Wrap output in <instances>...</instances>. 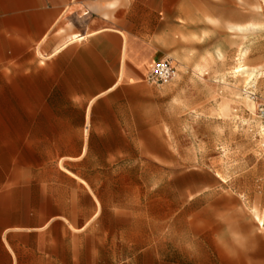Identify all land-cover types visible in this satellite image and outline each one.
I'll use <instances>...</instances> for the list:
<instances>
[{"label":"crops","instance_id":"1","mask_svg":"<svg viewBox=\"0 0 264 264\" xmlns=\"http://www.w3.org/2000/svg\"><path fill=\"white\" fill-rule=\"evenodd\" d=\"M235 5L236 0H0V264L69 261L60 258L70 253L63 248L66 239H54L51 231L64 232L66 224L93 226L103 206L91 180L76 170L62 177L50 170L45 179L52 152L76 150L77 134L80 154L64 157L73 164L94 152L131 149L127 98H155L153 86L165 85L146 83L156 61L190 69L188 49L201 44L189 40L218 32L210 23L220 22L221 7L222 16L232 7L230 21L249 22L246 5L242 13ZM254 10L258 16L264 12L261 4ZM240 70L249 80L255 74ZM92 162L96 170L116 164L98 156Z\"/></svg>","mask_w":264,"mask_h":264},{"label":"rangeland","instance_id":"2","mask_svg":"<svg viewBox=\"0 0 264 264\" xmlns=\"http://www.w3.org/2000/svg\"><path fill=\"white\" fill-rule=\"evenodd\" d=\"M258 4L264 9V0H236L237 13L245 5L251 12L246 23L230 21V6L222 16L221 7L220 22L210 23L218 32L189 40L201 44L188 49L190 69L170 60L175 77L153 86L155 98H127L131 149L94 152L73 164L64 157L80 154L77 134L76 150L52 152L45 179L53 171L62 177L76 170L91 180L103 206L96 226L51 231L54 239H66L63 248L70 252L59 264H264V119L258 113L264 104V12L256 15ZM248 24L253 29H230ZM197 66L202 69H192ZM241 68L254 76L249 80ZM95 156L116 164L96 170ZM210 205L230 207L251 222L258 230L252 251L236 259L224 254L213 238L221 226ZM113 207L122 209L120 218Z\"/></svg>","mask_w":264,"mask_h":264},{"label":"clouds","instance_id":"3","mask_svg":"<svg viewBox=\"0 0 264 264\" xmlns=\"http://www.w3.org/2000/svg\"><path fill=\"white\" fill-rule=\"evenodd\" d=\"M111 211L114 216L120 218L122 213L120 207H113ZM209 211L213 213L214 220L221 226L213 238L226 256L236 259L241 254H247L253 250L251 246L258 230L251 227L248 219L227 206L210 205ZM261 235H264V232Z\"/></svg>","mask_w":264,"mask_h":264},{"label":"built area","instance_id":"4","mask_svg":"<svg viewBox=\"0 0 264 264\" xmlns=\"http://www.w3.org/2000/svg\"><path fill=\"white\" fill-rule=\"evenodd\" d=\"M175 77V69L169 59L156 61L147 73L146 81L151 85H162ZM258 113L264 119V104L258 108Z\"/></svg>","mask_w":264,"mask_h":264},{"label":"bare ground","instance_id":"5","mask_svg":"<svg viewBox=\"0 0 264 264\" xmlns=\"http://www.w3.org/2000/svg\"><path fill=\"white\" fill-rule=\"evenodd\" d=\"M70 43H71V42H70ZM246 53H247V52H246ZM243 55H244V54H243ZM243 72H244V71H243ZM246 72H247V71H246ZM252 72H253V71H252ZM252 75H253V73H250V74H249V77L252 76ZM254 217H255L259 222L261 221V220L259 219V217H258V214H257V211H256V210L254 211Z\"/></svg>","mask_w":264,"mask_h":264}]
</instances>
